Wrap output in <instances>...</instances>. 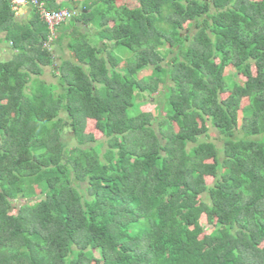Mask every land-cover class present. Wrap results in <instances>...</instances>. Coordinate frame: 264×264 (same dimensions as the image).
Here are the masks:
<instances>
[{"label":"trees","instance_id":"trees-1","mask_svg":"<svg viewBox=\"0 0 264 264\" xmlns=\"http://www.w3.org/2000/svg\"><path fill=\"white\" fill-rule=\"evenodd\" d=\"M39 1L78 9L0 0V264H264V0Z\"/></svg>","mask_w":264,"mask_h":264},{"label":"rangeland","instance_id":"rangeland-1","mask_svg":"<svg viewBox=\"0 0 264 264\" xmlns=\"http://www.w3.org/2000/svg\"><path fill=\"white\" fill-rule=\"evenodd\" d=\"M122 2H126L128 5H131L134 2V0H116V4H119V3H122ZM29 11H30L29 7L27 5H25V6L19 7V9L16 10V14L18 16L24 17V16H28ZM95 19H97V18H95ZM89 28H90V25H89ZM53 35L57 36V33H55ZM87 40L89 41V43H91L93 45L100 44L98 36H97V34H95L93 32L92 28L88 29ZM115 51L119 53L120 52L119 47H116ZM10 55H11V49H10L8 43L3 42V41L0 42V57H6L7 58V57H10ZM55 61H56V63H58L59 59H56ZM44 69H45V71L41 75V77L45 78V80H47L49 82H56V78L50 72L51 69L49 67H45ZM233 71H234V69L232 67H227L225 69L226 73H233ZM142 75H143V73L141 72L139 74V76H142ZM236 79H238L240 82H242V80L244 78L237 75ZM246 103H247V99H243V104H246ZM139 110L150 111V112L153 113V115H157L158 114L156 104L153 103V101L150 102L149 99L148 100H144V101L140 100L137 103V105L131 110L130 113H132V111L133 112H138ZM211 136H213L212 133H211ZM203 138H205V137L202 136L201 139H203ZM209 139L215 140L214 137H210ZM19 203H22V201L21 200H14L13 201V204H19ZM205 226H207V225H205Z\"/></svg>","mask_w":264,"mask_h":264},{"label":"built area","instance_id":"built-area-1","mask_svg":"<svg viewBox=\"0 0 264 264\" xmlns=\"http://www.w3.org/2000/svg\"><path fill=\"white\" fill-rule=\"evenodd\" d=\"M13 8H18L21 5H37L39 8L40 17L48 24L53 30V27L66 19L70 18L73 12L68 9H48L39 0H12Z\"/></svg>","mask_w":264,"mask_h":264},{"label":"clouds","instance_id":"clouds-1","mask_svg":"<svg viewBox=\"0 0 264 264\" xmlns=\"http://www.w3.org/2000/svg\"><path fill=\"white\" fill-rule=\"evenodd\" d=\"M25 5H26V4H25ZM21 6H22V5H21ZM21 6H19V7H21ZM19 7H18V8H19ZM18 8H15V11H16ZM61 9H68V8H61ZM57 10H58V9H57ZM68 10L71 11V12H73L72 16L76 14V10H73V9H72V10H71V9H68ZM72 16H71V17H72ZM71 17L68 18V19H66V20L63 21V22H66L67 20L71 19Z\"/></svg>","mask_w":264,"mask_h":264},{"label":"crops","instance_id":"crops-1","mask_svg":"<svg viewBox=\"0 0 264 264\" xmlns=\"http://www.w3.org/2000/svg\"><path fill=\"white\" fill-rule=\"evenodd\" d=\"M22 6H25V5H22ZM22 6H21V7H22ZM18 9H19V8H18ZM75 9L77 10L78 8H75Z\"/></svg>","mask_w":264,"mask_h":264}]
</instances>
